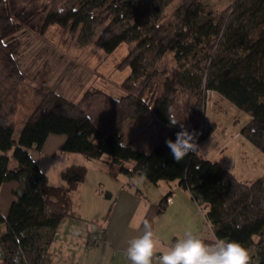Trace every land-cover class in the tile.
<instances>
[{
	"label": "trees",
	"instance_id": "1",
	"mask_svg": "<svg viewBox=\"0 0 264 264\" xmlns=\"http://www.w3.org/2000/svg\"><path fill=\"white\" fill-rule=\"evenodd\" d=\"M173 1L0 0V191L18 175L6 214L0 208V222L6 224L0 231L4 264H57L48 258L49 245L71 214L70 193L83 182L88 167L70 164L62 171L65 184H52L31 154L42 150L51 134L66 135L64 152L93 159L108 154L115 176L140 174L156 185L177 181L197 200L218 238L241 241L250 250L251 264H264V174L244 182L198 150L177 162L165 143L176 138L181 124L195 134L197 144L213 131L216 123L206 119L204 99L215 90L250 114L242 132L264 152V103L257 102L264 97V0H231L222 10L209 0H181L167 18ZM52 24L75 34L77 46L95 44L108 54L123 42H134L119 64L130 68L121 82L126 93L116 97L100 88L86 90L93 74L78 101L41 84L32 90L39 101L21 119V93L29 87L15 58L19 41L10 37L22 30L43 34ZM168 53L174 60L169 71L162 68ZM162 74V90L155 96V81ZM179 92L193 99L187 116L175 118ZM99 94L103 109L95 119L85 101ZM169 113L180 122L170 125ZM146 115L160 129L148 134L142 146L126 143V123H139ZM131 160L134 165H127ZM102 193L112 196L107 189ZM172 193L170 189L160 199V211L168 208ZM105 233L95 223L88 244L107 240Z\"/></svg>",
	"mask_w": 264,
	"mask_h": 264
},
{
	"label": "rangeland",
	"instance_id": "2",
	"mask_svg": "<svg viewBox=\"0 0 264 264\" xmlns=\"http://www.w3.org/2000/svg\"><path fill=\"white\" fill-rule=\"evenodd\" d=\"M180 1L174 0L169 5L166 10L167 18L173 14ZM209 1L213 6L221 10L231 5V0ZM13 36L11 35L10 39L17 37L19 41L15 58L29 87L25 88L23 86L24 88L21 93L20 109L18 111L21 119L27 118L30 111L35 107V103L39 101V98L34 95L32 90L41 84L53 88L58 82L61 85L66 82V87L69 89L84 90L80 95L77 93L73 95V99L76 101L82 98L88 87L100 88L116 97L126 93V90L121 86V82L128 75L130 68L128 66L120 67L119 64L129 49L134 46V42H123L115 51L108 54L95 44L86 47L77 46L76 35L58 24H52L43 34L37 31L22 30ZM173 65V54L168 53L163 59L162 68L169 71ZM91 73L94 77L90 85L88 84L89 86H87V82L92 76ZM164 76L162 74L155 81L157 84L154 86L155 96L162 90ZM151 94L152 92H150V98L154 95ZM191 98L190 94L179 92V100L175 108V118L187 116L189 112L188 103ZM85 106L93 118H99L103 109V96L99 94L89 97L85 101ZM204 115L208 121L216 123V126L207 137L201 139L199 142V153L212 161L220 162L234 172L238 179L247 183L254 181L264 174V152L242 132L243 126L251 119L248 112L236 106L219 92L209 90L204 99ZM144 119L136 127L132 126L134 123L133 120L126 123L123 128V139L126 143H140V146H142L147 140L148 134L160 129L159 123H152L154 121L152 116L146 115ZM141 125L144 127L139 130ZM41 154L40 164L42 170L47 173L50 182L54 185H64L65 181L62 176V171L68 164L75 160L68 158V155H66L68 153L62 150H58L54 156H50L46 152ZM97 160L101 161L96 164L103 167L99 169V172H103L106 165L110 164V156L108 154H105L102 159ZM127 165L133 166L134 161H128ZM95 174L96 171L93 172L96 178ZM111 174L113 177L107 173L98 175L97 185H99L98 179H102V184L106 189V185L112 186L125 181V183L132 184L134 187H141L137 179L132 180V182H127L128 178L123 173H119L117 176L113 173ZM160 184L161 186H165V184L169 183L162 180ZM105 187L100 185L97 189L101 192ZM85 190L88 191V189ZM79 191L80 189L75 192ZM151 191L153 190H149V193H152ZM11 193L12 186L11 184H7L4 187L2 200L0 201V208L5 214L9 203H11L9 200V194ZM111 198L113 197H106L109 200ZM73 206L75 205L73 204ZM110 207L111 204H109ZM78 213H81V210H78ZM82 215L78 214L79 217L83 218ZM83 222L89 224V226L91 225V221L88 222L86 219H83ZM97 222L93 221L92 227ZM5 229V222H0V231ZM78 230L79 225L76 223L66 224L62 220L52 243L49 245L48 258L51 263L69 264L70 261H73V256L77 255L79 251L76 240ZM72 231H76L74 232V236L66 234ZM90 247L92 246L90 245Z\"/></svg>",
	"mask_w": 264,
	"mask_h": 264
},
{
	"label": "crops",
	"instance_id": "3",
	"mask_svg": "<svg viewBox=\"0 0 264 264\" xmlns=\"http://www.w3.org/2000/svg\"><path fill=\"white\" fill-rule=\"evenodd\" d=\"M65 83L61 85L58 82L53 88L72 99L73 95L76 93L79 95L82 91L80 89H69ZM142 119L145 120L144 118H140V122L137 123L140 124L143 121ZM137 123L134 122L132 126L136 127L138 125ZM22 125L20 123L17 126L15 137L19 136ZM65 139V134H51L47 138L42 150L33 149L31 154L39 162L41 160V153L46 152L48 155L54 156L58 150H62ZM66 155L71 160H75L70 164L79 163L85 164L88 167L85 179L75 190L80 189V191L70 193L71 214L63 219L66 224L76 223L79 225V230L76 234L79 251L77 255L73 256V261H70L69 264H131V261L126 255L128 241L142 233L143 221L145 219H148L153 225L154 232L159 241L158 247L160 250L170 247L174 243L175 238L182 235L185 228L188 227H191L208 242H212L218 238L205 213L200 209L197 200L189 190L180 187L177 181L161 186V184L156 185L151 183L145 176L140 174H135L130 178L126 176L128 178L127 182H132V180L137 179L141 187H134L132 184L125 183L126 181L112 186L106 185L113 197L109 200L106 199L102 191H98V186H105L102 184V179H98L99 185H97V176L107 173L113 177L111 174V163L106 165L103 172H99V169L103 167H100L96 163L101 160L88 158L76 152H71ZM94 171H96V178L93 175ZM17 179L18 175H13L3 184L0 191V201L2 200L4 187L7 184L14 186ZM85 189H88V191ZM170 189L173 190V193L169 206L165 211H160L159 201L163 197V194L167 193ZM149 190H153L151 191L152 193H149ZM13 197L14 195L12 193L9 194L10 202ZM109 204H111L110 208ZM9 206L10 203L8 208ZM78 210H81V213H78ZM78 214H83V218L79 217ZM83 219H86L88 222L91 221V225L85 224ZM93 221L101 222V227L105 229L107 240L100 241L98 244L90 247L87 244V238L90 229L93 228ZM74 232L76 231L66 234L74 236ZM161 254L162 251L156 253L153 258V264H159V255ZM0 264L4 263L0 260Z\"/></svg>",
	"mask_w": 264,
	"mask_h": 264
},
{
	"label": "clouds",
	"instance_id": "4",
	"mask_svg": "<svg viewBox=\"0 0 264 264\" xmlns=\"http://www.w3.org/2000/svg\"><path fill=\"white\" fill-rule=\"evenodd\" d=\"M257 102L264 103V97H258ZM178 122L180 121L170 114V125ZM180 127L175 139L169 137L165 141L171 158L177 162L198 150L195 134L183 124ZM158 244L152 223L145 219L142 233L128 241L126 255L131 264H153L158 251H162L159 264H251L249 249L241 241L217 238L208 242L191 227L185 228L183 234L177 236L167 249L160 250Z\"/></svg>",
	"mask_w": 264,
	"mask_h": 264
},
{
	"label": "built area",
	"instance_id": "5",
	"mask_svg": "<svg viewBox=\"0 0 264 264\" xmlns=\"http://www.w3.org/2000/svg\"><path fill=\"white\" fill-rule=\"evenodd\" d=\"M91 242H94V243H95V241H94V240H93V241H91ZM91 242H90V243H91Z\"/></svg>",
	"mask_w": 264,
	"mask_h": 264
}]
</instances>
